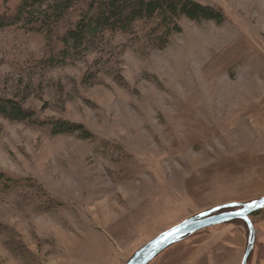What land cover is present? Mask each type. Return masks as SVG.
Here are the masks:
<instances>
[{
	"label": "rangeland",
	"instance_id": "1",
	"mask_svg": "<svg viewBox=\"0 0 264 264\" xmlns=\"http://www.w3.org/2000/svg\"><path fill=\"white\" fill-rule=\"evenodd\" d=\"M193 1L225 23L182 19L162 50L140 23L55 67L44 35L0 30V97L93 136L0 116V176L17 181L0 177V264H126L188 218L264 198V0ZM251 220L248 264H264V209ZM247 244L234 221L150 264L200 246L201 264H239Z\"/></svg>",
	"mask_w": 264,
	"mask_h": 264
},
{
	"label": "trees",
	"instance_id": "2",
	"mask_svg": "<svg viewBox=\"0 0 264 264\" xmlns=\"http://www.w3.org/2000/svg\"><path fill=\"white\" fill-rule=\"evenodd\" d=\"M1 8L0 30L18 27L44 35L47 54L40 63L44 68L65 63L105 34L130 33L140 23H156L155 43L162 50L172 36L182 32V19L217 25L226 21L220 9L193 0H18L14 6H10L9 0H3ZM0 116L46 129L53 136L77 133L84 139L93 137L82 125L42 119L20 102L2 97ZM0 177L9 186L17 183L12 178Z\"/></svg>",
	"mask_w": 264,
	"mask_h": 264
},
{
	"label": "water",
	"instance_id": "3",
	"mask_svg": "<svg viewBox=\"0 0 264 264\" xmlns=\"http://www.w3.org/2000/svg\"><path fill=\"white\" fill-rule=\"evenodd\" d=\"M263 209L264 198H261L245 204H225L188 218L140 248L126 264H150L166 249L187 237L234 221H243L248 229V244L242 260V264H248L256 242V231L251 217Z\"/></svg>",
	"mask_w": 264,
	"mask_h": 264
},
{
	"label": "crops",
	"instance_id": "4",
	"mask_svg": "<svg viewBox=\"0 0 264 264\" xmlns=\"http://www.w3.org/2000/svg\"><path fill=\"white\" fill-rule=\"evenodd\" d=\"M183 243H184V241H181V242L175 244L174 246L168 248L169 250L167 249V250H166L167 252H164V253H171V252H172V253L175 254L177 248L180 247ZM201 250H202V246H200V247L198 248V250H196V251L189 252V253H188V256L191 255V256L189 257V259H188V256H187L186 259H183V261H181V262L179 261L178 264H201V259L204 258V257L199 258V254H200V255H203V253H205V252L201 253ZM169 251H171V252H169ZM173 251H175V252H173ZM244 255H245V253H244ZM244 255H242V257L240 258V260H239V264H242V260H243V258H244ZM158 257H159V256H158ZM172 257H173V256H172ZM172 257L167 258V259L165 260L164 263L167 264L168 261L172 259ZM198 258H199V259H198Z\"/></svg>",
	"mask_w": 264,
	"mask_h": 264
},
{
	"label": "bare ground",
	"instance_id": "5",
	"mask_svg": "<svg viewBox=\"0 0 264 264\" xmlns=\"http://www.w3.org/2000/svg\"><path fill=\"white\" fill-rule=\"evenodd\" d=\"M173 246H174V245H173ZM171 247H172V246H171ZM157 257H158V256H157ZM157 257H156V258H157ZM152 262H153V261H152ZM152 262H151V263H152Z\"/></svg>",
	"mask_w": 264,
	"mask_h": 264
}]
</instances>
